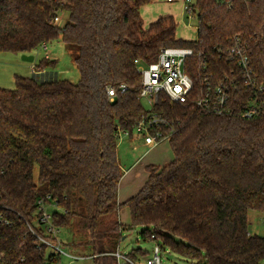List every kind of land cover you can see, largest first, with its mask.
I'll use <instances>...</instances> for the list:
<instances>
[{
    "label": "trees",
    "instance_id": "obj_1",
    "mask_svg": "<svg viewBox=\"0 0 264 264\" xmlns=\"http://www.w3.org/2000/svg\"><path fill=\"white\" fill-rule=\"evenodd\" d=\"M155 1L0 0V53L31 56L59 41L79 74L76 84L58 80L50 75L56 62L42 59L32 77H15L14 90L0 89V211L14 221L0 228V264L60 262H50L27 229L37 201L49 205L48 196L52 226L70 230L74 246L91 250L93 264H117L111 254L123 231L134 228L143 229L144 241L154 234L162 248L196 264L264 262V237L250 235L247 222L248 211L264 214V91L256 96L259 115L242 117L254 92L219 54L241 39L264 87V0H194V42L175 38L171 17L143 27L140 9ZM62 13L61 27L53 26ZM165 48L193 50L196 89L203 62L216 80L236 82L232 113L204 114L161 96L156 112L173 126L172 160L147 166L139 192L119 203L117 135L131 133L146 115L135 61L153 63ZM107 89L115 91L112 101ZM121 208L128 226L119 221ZM145 255L137 249L126 256L136 262Z\"/></svg>",
    "mask_w": 264,
    "mask_h": 264
},
{
    "label": "built area",
    "instance_id": "obj_2",
    "mask_svg": "<svg viewBox=\"0 0 264 264\" xmlns=\"http://www.w3.org/2000/svg\"><path fill=\"white\" fill-rule=\"evenodd\" d=\"M50 2L51 0H43ZM171 2V0H168ZM194 0H184L183 10L189 18L194 17L195 8ZM53 26L61 27L62 22L60 16H56L51 21ZM41 48L46 49V45ZM220 57L234 64V68L230 70L240 74V80L245 88L254 92V97L248 102L242 112V117L251 119L260 113L259 101L256 96L264 91V87L258 84L255 74L249 61V53L246 44L239 38L231 41L230 47L226 50L219 51ZM48 59V54H45ZM195 55L192 49L187 48H165L162 49L157 60L148 65H140L137 61V72L141 79L138 93V100L146 103L148 108L145 109L146 115L137 123L131 133L120 131L117 135L118 140L121 138L140 137L143 144L148 150L162 144L168 143V139L173 132V126L161 114L156 112V106L163 96L171 104L186 105L192 104L198 111L204 114L215 116H227L232 113L231 101L232 93L235 91L236 82L225 76L223 80L215 79L211 70L208 69L204 62L199 66V72L202 71V77L199 80V88L194 87V80L189 74L192 65L189 59ZM199 56V55H198ZM219 57V58H220ZM125 87L120 88V92L124 93ZM109 101L115 96L113 89H107ZM143 106V105H142ZM167 131V133L164 132ZM49 205L43 201H37V209L35 212V220L27 224L28 232L33 235L37 241V249L46 248V255H50V262L56 256L64 255L62 243L59 239L60 230L51 224V213L48 207L53 206L49 196L46 198ZM0 211V228H10L14 221L6 215V209ZM41 227L44 231L43 236L38 235L36 228ZM150 242H154L152 251V259L148 264H161L160 252L161 245L157 237L150 235ZM117 260V264H137L132 262L118 249L111 254ZM52 259V260H51ZM1 261V256H0ZM261 264H264L262 262Z\"/></svg>",
    "mask_w": 264,
    "mask_h": 264
},
{
    "label": "rangeland",
    "instance_id": "obj_3",
    "mask_svg": "<svg viewBox=\"0 0 264 264\" xmlns=\"http://www.w3.org/2000/svg\"><path fill=\"white\" fill-rule=\"evenodd\" d=\"M184 0H156L153 3L144 5L140 9V19L143 27L155 22L159 18L171 17L176 25L175 38L177 40L194 42L197 40V20L195 17L189 18L183 10ZM65 20V14L60 15ZM48 54V59L45 54ZM33 62H25L21 56L8 53H0V89L14 90L15 77H32L33 67L42 59L55 61L56 68L51 74L58 80H66L72 84L79 81V74L74 65L73 58L70 56L65 45L61 42H54L46 45V49L39 48L31 55ZM143 107L148 108L146 103H142ZM148 148L144 147L143 139L140 137L121 138L118 140L117 153L121 169L132 164L138 163ZM172 159V153L168 143L159 144L151 150L144 163H160ZM163 161V162H164ZM149 164V165H150ZM160 167V166H158ZM37 178V168L34 171ZM48 212L53 211V206H49ZM119 221L123 226L129 225V213L126 208H121L119 212ZM248 233L258 237H264V214L255 211L247 213ZM142 228H134L123 231L122 240L120 241L118 250L123 254H129L137 249L146 253L145 257H138L137 264H148L152 259V251L154 242H146L141 237ZM73 233L68 229H62L59 233V239L62 243L64 255L60 257L58 264H93L92 252L89 248L74 246L75 239ZM161 264H196L195 261L187 260L171 251L161 247L160 252Z\"/></svg>",
    "mask_w": 264,
    "mask_h": 264
},
{
    "label": "crops",
    "instance_id": "obj_4",
    "mask_svg": "<svg viewBox=\"0 0 264 264\" xmlns=\"http://www.w3.org/2000/svg\"><path fill=\"white\" fill-rule=\"evenodd\" d=\"M32 70H33L32 73L34 74V67ZM47 73L48 72L45 71L42 74H47ZM154 148L148 150V152H145V154L141 158H139L138 163L132 164L130 167L126 168L125 171L122 170L123 176L118 186V202L119 203L125 202L127 199L135 196L139 192V190L145 184L147 177H148V174L145 171V168L147 166H160L161 167L169 163L172 160L171 159L169 161H164L166 159H163L164 162L161 161L160 163L158 162L155 164H150L148 162L144 163V159L147 157L149 152L153 150Z\"/></svg>",
    "mask_w": 264,
    "mask_h": 264
},
{
    "label": "water",
    "instance_id": "obj_5",
    "mask_svg": "<svg viewBox=\"0 0 264 264\" xmlns=\"http://www.w3.org/2000/svg\"><path fill=\"white\" fill-rule=\"evenodd\" d=\"M21 59H22L23 61H25V62H29V63L33 62V57H32V56L22 55V56H21Z\"/></svg>",
    "mask_w": 264,
    "mask_h": 264
}]
</instances>
